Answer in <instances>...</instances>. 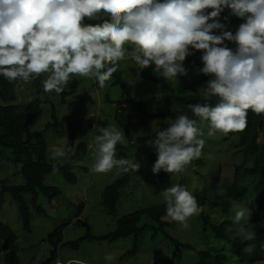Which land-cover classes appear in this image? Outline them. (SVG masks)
<instances>
[{
    "label": "rangeland",
    "instance_id": "obj_1",
    "mask_svg": "<svg viewBox=\"0 0 264 264\" xmlns=\"http://www.w3.org/2000/svg\"><path fill=\"white\" fill-rule=\"evenodd\" d=\"M185 1H169L146 31L147 22H137V18L147 14L158 0H119L122 17L106 28L97 27L92 37L74 28L71 14L79 10L78 0L57 1L54 20L63 30L66 47L59 53L58 43L52 41L51 55L38 60L44 90L39 91L34 79H22L16 86L17 102L24 105L34 98L41 100L39 114L25 137L43 132L46 159L71 164L77 180L68 183L62 174L50 173L44 184L59 187L61 194L49 199L38 190L35 201L33 193L25 194L29 230L24 227L19 203L11 193H5L0 221L17 236L15 249L23 264H46L50 258L48 264H197L198 251L208 248H225L226 264H240L231 245L219 242L212 232V225L221 222L236 231L250 218L260 197L258 178L245 175L239 183L244 196L237 198L229 192L237 166L244 165L239 137L226 138L235 127L234 118L214 116L210 122L203 114L192 130L201 147L198 154L193 149L174 153L159 139L142 141L141 137L160 128L162 118L151 115L157 113L166 121L168 112L182 110L171 103L172 91L163 89L152 79L154 75H163L170 89L180 95L189 93L187 86L200 75L199 66L206 71L211 66L229 75L238 94L251 76L264 87V46L249 35L250 21L264 11V0H204L199 15L191 12L195 25L190 28L188 19L179 16ZM12 2L0 0V12ZM135 2L140 5L137 11ZM89 11L92 19L103 18L109 14V7L105 0H89ZM1 16L3 61L32 45L41 26L52 19L41 14L38 4L23 2L13 13ZM68 44L75 49L74 55ZM101 44L108 52L103 53ZM74 80L76 90L64 97ZM128 95L140 108L130 102L125 106L133 123L126 134L115 113L118 102ZM54 119L59 120L57 126L48 125ZM70 125L74 131L72 149H68ZM258 141L264 143L263 131ZM79 143L85 145L81 160L76 154ZM158 153L168 174L164 183L153 163ZM251 166H243L242 172ZM126 173L130 186L122 191L115 215H110L102 204V193ZM3 180L10 185L25 182L12 148L0 146V182ZM200 191L207 196V227L195 209ZM161 204H171L172 208L160 224L153 223L160 230L152 235L154 228H145L136 247L133 236L99 238L114 232L124 215ZM144 222L150 221L144 218ZM60 225L65 226L63 239L53 246L48 236ZM88 227L95 237L87 236ZM5 257L0 241V264L6 263ZM254 264H264V260Z\"/></svg>",
    "mask_w": 264,
    "mask_h": 264
},
{
    "label": "trees",
    "instance_id": "obj_2",
    "mask_svg": "<svg viewBox=\"0 0 264 264\" xmlns=\"http://www.w3.org/2000/svg\"><path fill=\"white\" fill-rule=\"evenodd\" d=\"M21 1L13 0L11 6L13 11L16 10ZM169 1L171 0H158L157 3L148 8L147 14L144 13L141 14L142 16H138L137 22H147V31L157 19L158 14L165 9L167 4H170ZM27 2L28 4L33 3L31 0H27ZM55 2L56 0H42L41 6L46 7L49 14L54 16ZM105 3L109 7V14L103 18L92 19L89 11V0H78L79 10L71 14L75 20L74 28L84 31L92 37L97 27L106 28L114 20L122 17V12L118 8L119 0H105ZM134 4L135 11L139 10V3L135 2ZM203 4L204 0H186L181 4L179 16L188 19L187 27L190 28L195 25L191 12L199 15ZM222 8L223 5L219 11ZM51 20L41 26L32 45L25 49H19L18 54L13 58L5 61L0 60V146L12 148L15 161L21 163V173L25 179L24 184L19 185H10L6 180L0 182V209L4 203L5 193H11L12 197L19 203V212L27 230H29L30 216L24 197L25 194L27 192L33 193L34 201L37 198L38 190L49 199L61 194L62 190L59 187L44 184L45 177L50 173L62 174L68 183H75L77 180L71 164L46 159L47 142L43 132H35L29 137H25L29 127L39 114L41 100L34 98L24 105L17 102L16 86L18 81L22 79H34L39 91L44 90L41 75L42 67L39 65L38 60L51 55L52 41L55 40L58 43L59 53L66 47L62 41L63 30L58 25H54ZM250 25V37L264 46V11L254 21H250ZM68 46L72 47L71 44H68ZM104 47L106 48L101 44L100 48ZM72 54H75L73 47ZM170 63L168 61V64ZM198 68L201 70L200 75L196 77L193 85L187 86L189 93L184 95L177 94L173 88L170 89L163 75L152 77L153 80L160 82L163 89L172 91L171 103L180 106L182 110L168 112V120L166 121L157 113L151 115L157 119L162 118L160 128L151 135L141 137V140L159 139L165 147L172 149L174 153L193 149L198 154L201 147L193 138L192 130L200 123L201 116L205 114L210 122H213L214 116H231L234 118L235 127L229 130L226 138L235 135L239 137L244 165L237 166L234 184L229 192L237 198L244 196V189L239 186V183L240 178L245 175L258 178L257 185L260 197L250 218L236 231L231 230L227 222H221L212 225V232L219 242H224L227 246L228 243L231 245L232 252L236 254L240 264H254L264 260V143L260 144L258 141L259 132L263 131L264 133V87H262L256 76H251L248 82L244 84L242 92L238 94L231 84L229 75L226 73L211 66L207 71L201 66ZM76 85L77 81L74 80L72 90L63 93V96L74 93ZM128 102L140 108L139 104L129 95L126 96L125 100L118 102L119 108L115 113V119L126 134H129L133 126L131 117L125 111ZM53 116L56 118L55 114ZM65 118L68 117L63 119ZM54 120L48 125L57 126L59 120ZM68 134V149H72L74 146V131L71 125L68 128ZM76 149V154L81 160L82 154L85 152L84 143H79ZM153 163L157 165L161 182H167L168 174L161 161L160 153L155 154ZM248 163H252V166L242 172L243 166ZM129 186L130 176L126 173L122 178L104 189L102 204L108 214L115 215L121 193ZM206 198V192L204 191L198 192L195 197V209L204 220L205 227L210 225L209 218L205 215ZM38 208L40 210V207ZM171 208V204H161L136 210L118 219L117 228L114 232L99 238L118 239L133 236L134 247H136V243L143 236L145 228L153 227L152 235L160 230V227L157 229V226L153 223L158 222L160 224L163 215ZM144 218L150 222L142 223ZM64 227V225H60L49 234L48 240L53 246L62 241ZM88 230L87 236L95 237L91 234L89 227ZM16 240L17 236L11 228L0 221V241L2 248L6 251L5 264H23L15 249ZM197 257V264H226L228 261L225 248L199 250Z\"/></svg>",
    "mask_w": 264,
    "mask_h": 264
},
{
    "label": "clouds",
    "instance_id": "obj_3",
    "mask_svg": "<svg viewBox=\"0 0 264 264\" xmlns=\"http://www.w3.org/2000/svg\"><path fill=\"white\" fill-rule=\"evenodd\" d=\"M57 1H58V0H56V2H55V13H56ZM21 2L28 4L27 0H24V1L22 0ZM21 2H19V3H21ZM41 2H42V0H37V1L33 2L32 4H28V5L31 6V5H33V4L36 3V4H38V6H39V10H40L41 14H42V13H45V14L50 15L49 12H48V10H47V8H46V7L44 8L43 6H41V5H42ZM12 4H13V2L11 3V6H12ZM11 6H10L8 9H6V11H8V12H6V11L0 12V14L2 15L1 17H6V15L9 14V12H10V13H13V10H12ZM4 12H5V13H4ZM54 15H55V14H54ZM50 17H52L53 19H55L53 15H50ZM18 22H21L20 18H19ZM53 23H54V25H58V24L56 23L55 20H54ZM20 24H21V23H19V25H20ZM102 49H103V48H101V50H102ZM104 49L108 52L107 48L104 47ZM101 50H100V51H101ZM101 58H102V57H101ZM107 58H108V53H107Z\"/></svg>",
    "mask_w": 264,
    "mask_h": 264
},
{
    "label": "water",
    "instance_id": "obj_4",
    "mask_svg": "<svg viewBox=\"0 0 264 264\" xmlns=\"http://www.w3.org/2000/svg\"><path fill=\"white\" fill-rule=\"evenodd\" d=\"M54 251H55V250H53L52 253H54ZM51 260H52V258H50V259L46 262V264H48Z\"/></svg>",
    "mask_w": 264,
    "mask_h": 264
},
{
    "label": "built area",
    "instance_id": "obj_5",
    "mask_svg": "<svg viewBox=\"0 0 264 264\" xmlns=\"http://www.w3.org/2000/svg\"><path fill=\"white\" fill-rule=\"evenodd\" d=\"M102 51H103V53H105V52H106V50H105L104 48L102 49Z\"/></svg>",
    "mask_w": 264,
    "mask_h": 264
}]
</instances>
